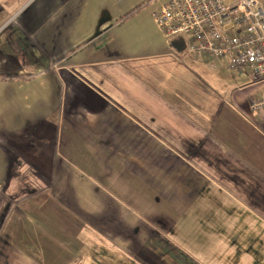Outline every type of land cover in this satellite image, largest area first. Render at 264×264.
I'll list each match as a JSON object with an SVG mask.
<instances>
[{
    "label": "crops",
    "instance_id": "0c3cea01",
    "mask_svg": "<svg viewBox=\"0 0 264 264\" xmlns=\"http://www.w3.org/2000/svg\"><path fill=\"white\" fill-rule=\"evenodd\" d=\"M168 1L0 0V264H264L260 86Z\"/></svg>",
    "mask_w": 264,
    "mask_h": 264
},
{
    "label": "built area",
    "instance_id": "2783aa9c",
    "mask_svg": "<svg viewBox=\"0 0 264 264\" xmlns=\"http://www.w3.org/2000/svg\"><path fill=\"white\" fill-rule=\"evenodd\" d=\"M153 19L165 37L183 43L187 54L226 59L230 69L248 67L251 83L260 86L250 108L264 109V0H169Z\"/></svg>",
    "mask_w": 264,
    "mask_h": 264
},
{
    "label": "trees",
    "instance_id": "16d2710c",
    "mask_svg": "<svg viewBox=\"0 0 264 264\" xmlns=\"http://www.w3.org/2000/svg\"><path fill=\"white\" fill-rule=\"evenodd\" d=\"M139 6H137L136 8H138ZM173 39V40H172ZM170 43L176 47V48H180V49H183L184 46H183V43L182 42H179V40L177 38H170Z\"/></svg>",
    "mask_w": 264,
    "mask_h": 264
}]
</instances>
